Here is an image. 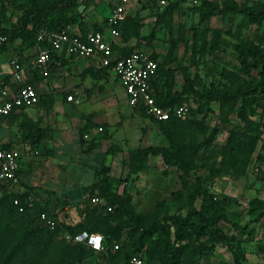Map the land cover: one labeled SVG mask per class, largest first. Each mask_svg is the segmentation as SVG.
Wrapping results in <instances>:
<instances>
[{
  "label": "trees",
  "instance_id": "trees-1",
  "mask_svg": "<svg viewBox=\"0 0 264 264\" xmlns=\"http://www.w3.org/2000/svg\"><path fill=\"white\" fill-rule=\"evenodd\" d=\"M203 2L211 6L208 0ZM15 3L17 2H9L11 5ZM108 6L112 9L113 2L109 1ZM178 7V2L171 1L162 11L156 12L155 25L164 24L171 28L172 17ZM16 9L21 13L20 16H12L11 26L0 27L1 51H6L18 40L22 51L35 48L40 29L63 31L77 25L78 34L85 35L90 31L103 32L108 21V18H105L100 24L87 27L80 20L77 0H23ZM226 10L244 14L252 24H264V2L242 7L234 0H227ZM142 25L143 17L128 14L119 24L122 41L128 43L131 40H142ZM70 33L77 34L72 31ZM155 38L156 32L152 31L149 43ZM137 46L136 43L122 49V55L137 51ZM202 48L205 49V45ZM236 52L242 71L250 79L240 80L237 74L223 70V77L238 79V83L241 82L239 86L228 88L225 92L215 83L201 87L198 76L186 77L182 88L176 89V68L169 67L172 63L171 50L163 62H160L155 54L150 55L158 62L156 74L151 78V90L156 103L161 107L186 104L190 109L185 118L157 120L148 115L161 135L166 138L168 145L132 150L129 153L128 165L132 173H139L144 170L149 156H161L168 167H174L180 172L182 188L175 192L176 201L179 203L175 213H169L163 202L158 203L153 212L137 213L128 198L112 189V185L120 180L110 175L109 167L97 170L96 181L90 189L92 195L89 200L96 194L101 203L93 205L90 210H82V217L72 225L60 221L41 201L20 211L14 205V199H24L34 194L29 190L18 191L14 187L2 186L0 264H84L96 252L84 244L69 242L64 236L66 233L76 234L82 231L103 235L104 250L99 254L105 257V264H122L133 256L142 257L144 264H201L202 259L214 253V244H210L213 240L225 244L233 256V264H245L247 252L244 245L256 241V227L264 231V199L255 197L249 201L246 215L252 217V223H255V227H251L248 222L241 224V205L234 197L211 192L204 186L200 177H195L192 182L189 179L194 169L198 168L196 159L202 144L191 143L188 138L197 131L205 132L207 129L202 120L194 115L195 110L189 100L197 105L196 111L199 113H203L205 107L213 102L227 107L240 102L239 116L250 129L256 130L257 135L253 142L260 139L261 151L264 153L260 122L253 118L257 112L256 108L264 107V33L258 41L237 44ZM88 71L96 73L94 77L98 78L110 76L107 68H91ZM253 71H256V76ZM29 84L34 86L31 81ZM140 111L147 115L143 109ZM83 136L84 132L81 133V138L85 143ZM252 149L251 146L248 157ZM232 151L230 141L224 151L226 156L221 167L209 164L207 157L204 159L203 166L209 171L210 179L227 174L230 169L238 171L231 156ZM262 182L264 184V170ZM198 199L199 207L196 205ZM108 207L111 211H108ZM43 212H47L56 220L54 227L41 219ZM221 223L230 224L235 233L227 234ZM116 245L117 249L114 248ZM257 247L264 259V240L259 241Z\"/></svg>",
  "mask_w": 264,
  "mask_h": 264
},
{
  "label": "rangeland",
  "instance_id": "rangeland-1",
  "mask_svg": "<svg viewBox=\"0 0 264 264\" xmlns=\"http://www.w3.org/2000/svg\"><path fill=\"white\" fill-rule=\"evenodd\" d=\"M11 1L17 3L11 5L9 4ZM171 1L179 4L178 10L173 14L171 28L164 24L156 26L155 13L162 11ZM208 1L211 6L206 5L203 0H167L164 6H160L159 1L154 0H133L132 14L143 17L141 28L143 39L132 40L131 43L138 44L136 48L138 51L148 55L155 54L160 62L169 56L171 50L172 63L169 67L176 68V89L182 88L186 77L195 76H198L201 87L215 83L225 92L228 88L239 86L241 82L238 83V79L223 77V70L237 74L240 80L250 79L241 69L236 45L246 41H258L264 33V24L262 26L252 24L244 14L227 11V0ZM234 1L242 7L264 2V0ZM22 2L23 0H0V27L11 26L12 16H20L21 13L16 8ZM77 4L80 8V20L87 27L100 24L106 18L108 12L106 0H77ZM73 28L76 29L77 25ZM152 31L156 32V38L149 43ZM203 45L205 49L202 48ZM253 74L256 76V71H253ZM235 80L237 82H234ZM87 89V99H91L92 96L96 99L101 98L103 108H130L129 117H126L131 121L129 132L125 136L122 133L118 135L121 146L110 147L114 155L122 153L120 155L122 159L118 162L120 172L118 177H115L120 182L113 184L112 189L128 198L137 213L153 212L160 202L164 203L169 213H175L179 207L175 192L182 188L180 172L174 167H168L161 156H149L144 170L139 173H132L128 165L130 151L141 146L168 145L166 138L153 124L152 118L140 110L131 108L117 80L111 85V91L110 87L109 90L106 86L99 89V86L92 84ZM189 102L195 110L194 115L207 127L205 132L197 131L188 138L191 143L202 144L196 159L198 168L192 172L190 181L200 177L204 181V186L211 192L234 197L241 205L243 214L241 224L248 222L251 227H255V223H252L253 218L246 215V210L251 199L255 197L264 199L262 141L258 139L253 142L257 132L250 129L239 116L240 102H236L232 107L213 102L205 107L203 113L197 112V105L191 100ZM256 109L253 118L260 122L261 136L264 138V107L258 106ZM124 137L129 143L125 144ZM230 141L233 146L231 156L238 171L230 169L229 173L210 179L209 171L203 166L204 159L207 157L209 164L221 167L226 156L224 151ZM251 146L253 151L248 157ZM77 172L80 173V170ZM87 179L92 180V171L84 178ZM89 197L84 201L82 210L87 211L94 207L90 204ZM56 205L58 212H63L65 216L64 222L68 224H76L82 217L80 213L82 210L65 213L66 203L60 201ZM196 205L200 206V199L196 201ZM48 211L58 216L57 213H52L49 209ZM220 225L227 234L235 233L230 224ZM256 233V241L244 245L247 252L245 264H264L263 256L257 247L258 242L264 240V231L256 227ZM210 244H214V253L202 259L201 264H233V256L225 244L215 240ZM84 264H105V257L96 253Z\"/></svg>",
  "mask_w": 264,
  "mask_h": 264
},
{
  "label": "crops",
  "instance_id": "crops-1",
  "mask_svg": "<svg viewBox=\"0 0 264 264\" xmlns=\"http://www.w3.org/2000/svg\"><path fill=\"white\" fill-rule=\"evenodd\" d=\"M133 8L132 1L128 14H132ZM112 10L108 6L106 18ZM69 30L78 33L74 28ZM104 32L108 35L107 28ZM131 41L123 42L119 35L114 48L122 54V49L134 45ZM36 58V48L22 51L19 40L6 51L0 50V102L4 99L3 90L18 88L13 78L14 60L19 63L25 81L33 82L39 93L36 106L17 109L0 122V143L21 153L18 189L31 191L64 221L63 212L56 208L57 202L67 204L65 213L81 211L98 169L109 167L110 175L118 177L122 153L114 155L110 147L121 146L118 135L125 136L129 132L131 121L126 117L130 108H103L101 98L87 99L89 85H97L99 89L106 86L108 90L110 87L111 91V85L117 80L128 100L115 74L110 72L108 78H98L94 77L96 73L88 71L99 69L94 61L69 55L63 49L53 53L50 73L42 76L33 70ZM71 94L78 102L67 100ZM126 140L124 137L125 144L129 143ZM146 147L149 146H141ZM90 171L92 180H84Z\"/></svg>",
  "mask_w": 264,
  "mask_h": 264
},
{
  "label": "built area",
  "instance_id": "built-area-1",
  "mask_svg": "<svg viewBox=\"0 0 264 264\" xmlns=\"http://www.w3.org/2000/svg\"><path fill=\"white\" fill-rule=\"evenodd\" d=\"M114 4L113 10L108 17L107 31H90L85 35L71 34L69 30L49 31L40 29L37 33L36 52L37 58L33 63V70L42 76H48L52 54L65 50L69 55H75L94 61L99 68H107L120 80L125 89L128 103L133 109H143L147 115L157 120H168L171 117L184 118L189 114L190 107L186 104L180 106L161 107L156 103L151 90V78L156 74L158 62L149 55L134 51L123 56L114 49L116 38L120 35L119 24L127 16L133 0H109ZM159 5L164 6L167 0H159ZM13 78L18 84L16 90H3V100L0 102V122L10 116L17 109H25L36 106L39 102L38 90L27 83L17 61H13ZM68 101L78 102L74 96L68 95ZM20 151L8 148L0 143V188L2 186L18 188L21 185L20 177ZM1 195V190H0ZM14 205L20 211L40 202L35 195L24 199L16 197ZM101 203L95 194L90 198L91 205ZM111 211V208H107ZM41 219L51 227L56 225V220L47 212L41 214ZM65 238L69 242L84 244L96 253L103 252L104 238L99 233L82 231L76 234L66 233ZM117 249L118 246L116 245ZM122 264H144L140 256H133L129 261ZM181 264H187L182 262Z\"/></svg>",
  "mask_w": 264,
  "mask_h": 264
}]
</instances>
